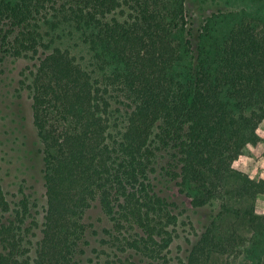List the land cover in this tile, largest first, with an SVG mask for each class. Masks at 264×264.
I'll list each match as a JSON object with an SVG mask.
<instances>
[{
  "label": "trees",
  "instance_id": "1",
  "mask_svg": "<svg viewBox=\"0 0 264 264\" xmlns=\"http://www.w3.org/2000/svg\"><path fill=\"white\" fill-rule=\"evenodd\" d=\"M251 1L262 9L193 27L186 0H0V66L31 62L20 84L45 190L41 211L0 185V264H80L95 204L111 224L101 264H172L182 238L177 264H264V177L235 168L264 142V0ZM156 176L191 212L228 211L248 233L221 229V212L199 233Z\"/></svg>",
  "mask_w": 264,
  "mask_h": 264
},
{
  "label": "rangeland",
  "instance_id": "2",
  "mask_svg": "<svg viewBox=\"0 0 264 264\" xmlns=\"http://www.w3.org/2000/svg\"><path fill=\"white\" fill-rule=\"evenodd\" d=\"M251 2V0L250 3L249 0H186L187 15L193 27H199L206 17L213 14L262 9L259 4L256 5L257 7L252 6L253 2ZM229 19L232 20L231 17ZM30 65L31 62L26 59L8 57L0 66V185L11 202H17L23 192L33 203L39 205V210L42 211L45 205L42 145L33 125L30 95L20 84L22 73ZM259 132L264 137V128L260 127ZM263 143L248 150L247 161L236 164L235 168L252 178L264 177V152L253 155L255 149ZM154 183L162 196L180 204L188 211L187 214L191 215L199 233L212 221V217L220 212L216 222L221 229L227 231L237 229L244 235L248 233L246 224L237 220L232 213L215 207L191 212L189 201L172 183L160 176L155 177ZM235 184V180L230 179L227 189L232 190ZM244 207V202L233 200L229 202L230 209ZM254 208L256 214H264V195L257 196ZM87 221L93 224V231H96L97 235L94 232L89 234L91 245L81 258L80 264H101L104 261L101 254L104 249L101 240L104 237V230L110 228L111 224L102 215L98 204H95L88 213ZM182 236L187 237L188 233L183 232ZM190 238L193 242L196 241L195 238ZM188 248L185 238L178 240L172 248L171 257L174 259L172 264H177L178 257H184ZM214 264H222V259L217 258Z\"/></svg>",
  "mask_w": 264,
  "mask_h": 264
},
{
  "label": "crops",
  "instance_id": "3",
  "mask_svg": "<svg viewBox=\"0 0 264 264\" xmlns=\"http://www.w3.org/2000/svg\"><path fill=\"white\" fill-rule=\"evenodd\" d=\"M260 127L262 129L264 128V121H263V123L261 124ZM260 150H262V151H260ZM263 152H264V143H263V145H259L258 148L255 149V151L253 152V155L256 154V153H260L261 154Z\"/></svg>",
  "mask_w": 264,
  "mask_h": 264
}]
</instances>
